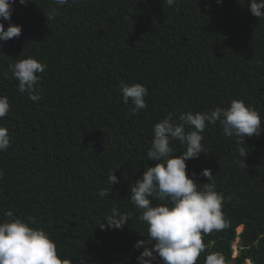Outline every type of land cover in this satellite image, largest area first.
<instances>
[{"label":"trees","instance_id":"obj_1","mask_svg":"<svg viewBox=\"0 0 264 264\" xmlns=\"http://www.w3.org/2000/svg\"><path fill=\"white\" fill-rule=\"evenodd\" d=\"M149 251L264 264V0H0V264Z\"/></svg>","mask_w":264,"mask_h":264},{"label":"rangeland","instance_id":"obj_2","mask_svg":"<svg viewBox=\"0 0 264 264\" xmlns=\"http://www.w3.org/2000/svg\"><path fill=\"white\" fill-rule=\"evenodd\" d=\"M242 230H243V226H242V229L239 230V231H242ZM238 241H239V239L233 244L234 248H235V253H234L235 255H236V253H238ZM147 255H148L147 256L148 263L150 262V264H153V261L157 257V255L155 253L151 252V251H149ZM246 264H252V263L247 261Z\"/></svg>","mask_w":264,"mask_h":264},{"label":"clouds","instance_id":"obj_3","mask_svg":"<svg viewBox=\"0 0 264 264\" xmlns=\"http://www.w3.org/2000/svg\"><path fill=\"white\" fill-rule=\"evenodd\" d=\"M240 232H241V231H240ZM236 241H237V240H236ZM236 241H235V242H236ZM235 242H234V243H235ZM233 246H234V245H233ZM151 252H152V251H151ZM153 253H154V252H153ZM234 253H235V252H234ZM236 255H237V253H236ZM147 256H148V255H147ZM156 258H157V257H156ZM156 258H155V259H156ZM155 259H154V260H155ZM248 261H250V260H248ZM153 262H154V261H153ZM250 262H251V261H250ZM251 263H252V262H251ZM149 264H150V262H149ZM252 264H253V263H252Z\"/></svg>","mask_w":264,"mask_h":264},{"label":"bare ground","instance_id":"obj_4","mask_svg":"<svg viewBox=\"0 0 264 264\" xmlns=\"http://www.w3.org/2000/svg\"><path fill=\"white\" fill-rule=\"evenodd\" d=\"M241 229H242V226L239 227V230H241Z\"/></svg>","mask_w":264,"mask_h":264},{"label":"crops","instance_id":"obj_5","mask_svg":"<svg viewBox=\"0 0 264 264\" xmlns=\"http://www.w3.org/2000/svg\"><path fill=\"white\" fill-rule=\"evenodd\" d=\"M250 262V261H249Z\"/></svg>","mask_w":264,"mask_h":264}]
</instances>
